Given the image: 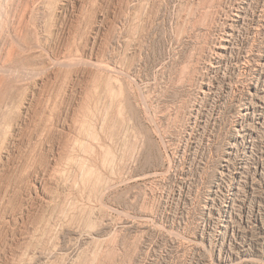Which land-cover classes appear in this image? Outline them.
<instances>
[{"label": "rangeland", "instance_id": "1", "mask_svg": "<svg viewBox=\"0 0 264 264\" xmlns=\"http://www.w3.org/2000/svg\"><path fill=\"white\" fill-rule=\"evenodd\" d=\"M12 1L0 264H264V0Z\"/></svg>", "mask_w": 264, "mask_h": 264}, {"label": "bare ground", "instance_id": "2", "mask_svg": "<svg viewBox=\"0 0 264 264\" xmlns=\"http://www.w3.org/2000/svg\"><path fill=\"white\" fill-rule=\"evenodd\" d=\"M14 1H15V0H14ZM14 1H12V2H14ZM7 2H8V1H7ZM2 4H3V2H2ZM6 4H7V3H5V5H6ZM12 4H13V3H12ZM30 4H31V3H30ZM195 4H196V3H195ZM19 5H20V4H19ZM27 6H29V5H27ZM2 7H3V6H2ZM7 7H8V6H7ZM16 7H17V6H16ZM11 8H12V7H11ZM22 8H23V7H22ZM29 8H30V7H29ZM6 9H7V8H6ZM31 9H32V8H31ZM11 10H12V9H11ZM203 10H204V9H203ZM2 11H3V10H2ZM2 11H1V12H2ZM13 11H14V10H13ZM13 11H12V12H13ZM21 11H22V10H21ZM24 11H25V10H24ZM6 12H7V11H6ZM14 12H15V11H14ZM14 12H13V13H14ZM22 12H23V11H22ZM203 12H204V11H203ZM8 13H9V12H8ZM15 14H16V13H15ZM15 14H14V15H15ZM17 14H18V13H17ZM23 14H24V13H23ZM200 14H201V13H200ZM10 15H11V14H10ZM19 15H20V14H19ZM27 15H28V14H27ZM10 17H11V16H10ZM17 17H18V16H17ZM28 17H29V16H28ZM2 18H3V17H2ZM11 18H12V17H11ZM20 19H21V18H20ZM23 19H24V17H23ZM30 19H31V18H30ZM3 20H4V19H3ZM3 20H2V21H3ZM15 20H16V19H15ZM17 20H18V19H17ZM204 20H205V19H204ZM2 21H1V22H2ZM4 21H5V20H4ZM8 21H9V19H8ZM8 21H7V22H8ZM10 21H11V20H10ZM26 21H27V20H26ZM196 21H197V20H196ZM3 25H4V24H3ZM3 25H2V26H3ZM8 25H9V24H8ZM23 25H24V24H23ZM5 26H6V25H5ZM10 26H11V25H10ZM46 27L48 28L49 26H46ZM1 28H2V27H1ZM1 28H0V30H1ZM49 28H50V27H49ZM2 29H3V28H2ZM5 29H6V28H5ZM7 29H8V28H7ZM12 29H13V28H12ZM17 30H18V29H17ZM47 30H48V29H47ZM2 31H3V30H2ZM6 31H7V30H6ZM6 33H7V32H6ZM9 33H10V32H9ZM0 34H1V33H0ZM2 37H3V36H2ZM8 37H9V35H8ZM10 37H11V36H10ZM23 37H24V36H23ZM26 38H27V37H26ZM1 39H2V38H1ZM23 39H24V38H23ZM4 40H5V39H4ZM24 40H25V39H24ZM3 42H4V41H3ZM9 42H10V41H9ZM0 43H1V42H0ZM11 43H12V42H11ZM41 43H42V42H41ZM1 44H2V43H1ZM12 44H13V43H12ZM30 44H31V43H30ZM5 45H6V44H5ZM12 46H13V45H12ZM19 46H20V45H19ZM41 46H42V45H41ZM29 47H30V46H29ZM37 47H38V46H37ZM0 48H1V47H0ZM9 48H10V47H9ZM33 48H34V47H33ZM3 49H4V48H3ZM25 49H26V48H25ZM71 49H72V48H71ZM12 50H13V49H12ZM22 50H23V48H22ZM51 50H52V49H51ZM56 50H57V49H56ZM8 51H9V49H8ZM6 52H7V51H6ZM13 52H14V50H13ZM74 52H75V51H74ZM0 53H1V52H0ZM7 53H8V52H7ZM9 53H11V52L9 51ZM40 53H41V52H40ZM55 53H56V52H55ZM66 54H67V53H66ZM81 55H82V54H81ZM69 56H71V55H69ZM8 57H9V56H8ZM77 57H78V55H77ZM77 57H76V58H77ZM72 58H73V56H72ZM82 58H83V57H82ZM66 59H69V58H66ZM51 60H52V59H51ZM57 60H58V59H57ZM76 60H77V59H76ZM87 60H88V59H87ZM49 61H50V60H49ZM58 61H59V60H58ZM62 61H63V60H62ZM62 61H60V63H61ZM71 61H73V60H71ZM74 61H75V60H74ZM53 62H54V61H53ZM55 62H56V60H55ZM65 62H66V61H65ZM65 62H64V63H65ZM76 62H77V61H76ZM78 62H79V60H78ZM86 62H87V61H86ZM86 62H84V63H86ZM69 63H70V62H69ZM69 63L67 64L68 66H69ZM79 63H80V62H79ZM82 63H83V62H82ZM72 64H73V63H72ZM74 64H75V63H74ZM74 64H73V65H74ZM80 64H81V63H80ZM90 64H91V63H90ZM51 65H52V64H51ZM56 65H57V64H56ZM76 65H77V64H76ZM70 66H71V65H70ZM51 67H52V66H51ZM1 68H2V67H1ZM1 68H0V69H1ZM47 68H49V67H47ZM108 68H109V67H108ZM63 69H64V68H63ZM90 69H91V68H90ZM110 69H111V68H110ZM18 70H19V69H18ZM111 70H113V69H111ZM5 71H6V70H5ZM41 71H42V70H41ZM88 71H89V70H88ZM15 72H16V71H15ZM21 72H23V71H21ZM21 72H20V73H21ZM100 72H101V71H100ZM117 72H119V71H117ZM11 73H12V72H11ZM20 73H19V74H20ZM109 73H110V72H109ZM119 73H121V72H119ZM2 74H3V73H2ZM5 74H6V73H5ZM5 74H4V75H5ZM13 74H14V73H13ZM23 74H24V73H23ZM95 74H96V73H95ZM102 74H103V73H102ZM7 75H8V74H7ZM11 75H12V74H11ZM24 75H25V74H24ZM29 75H30V74H29ZM97 75H98V74H97ZM22 76H23V75H22ZM108 76H109V75H108ZM112 76H113V74H112ZM116 76H117V75H116ZM24 77H25V76H24ZM30 77H31V76H30ZM30 77H29V79H30ZM100 77H101V76H100ZM13 79H14V78H13ZM22 79H23V78H22ZM112 79L115 80L114 78H112ZM6 80H7V79H6ZM4 81H5V80H4ZM105 81H106V80H105ZM108 81H109V80H108ZM0 82H1V81H0ZM112 82H113V81H112ZM112 82H111V83H112ZM5 83H6V82H5ZM117 83H118V81H117ZM8 84H9V83H8ZM106 84H107V83H106ZM108 84H109V83H108ZM4 86H5V85H4ZM102 86H103V85H102ZM111 86H112V85H111ZM111 86H110V87H111ZM6 87H7V86H6ZM108 87H109V86H108ZM2 88H3V87H2ZM115 88H116V87H115ZM3 89H4V88H3ZM102 89H103V88H102ZM112 89H113V88H112ZM0 90H1V88H0ZM110 90H111V89H110ZM115 90H116V89H115ZM111 93H112V92H111ZM117 93H118V92H117ZM21 95H23V93H22ZM57 96H58V95H57ZM111 96H112V94H111ZM115 96H116V94H115ZM109 97H110V96H109ZM106 98H107V97H106ZM4 99H5V98H4ZM21 99H22V97H21ZM48 99H49V98H48ZM2 100H3V99H2ZM46 100H47V99H46ZM108 100H109V99H108ZM110 100H111V99H110ZM49 101H50V100H49ZM111 102H112V100H111ZM111 102H110V103H111ZM1 103H2V102H1ZM106 103H107V102H106ZM3 104H4V103H3ZM19 104H20V103H19ZM123 104H124V103H123ZM0 106H1V105H0ZM21 106H22V105H21ZM56 106H57V105H56ZM107 106H108V105H107ZM120 106H121V105H120ZM12 107H16V106H12ZM122 107H123V106H122ZM109 108H110V107H109ZM1 109H2V107H1ZM107 109H108V108H107ZM3 110H4V109H3ZM54 110H55V109H54ZM105 110H106V109H105ZM112 110H113V109H112ZM118 111H119V110H118ZM1 113H2V112H1ZM119 113H120V112H119ZM45 114H46V113H45ZM102 114H103V113H102ZM106 114H107V113H106ZM121 114H122V113H121ZM45 116H46V115H45ZM49 116H50V114H49ZM102 116H103V115H102ZM104 116H105V115H104ZM84 117H85V116H84ZM115 117H117V116H115ZM120 117H121V116H120ZM44 118H45V117H44ZM6 119H7V118H6ZM118 119H119V118H118ZM122 119H123V118H122ZM0 121H1V120H0ZM6 121H7V120H6ZM47 121H48V120H47ZM119 121H120V120H119ZM1 122H2V121H1ZM113 122H114V121H113ZM47 123H48V122H47ZM114 123H115V122H114ZM90 124H91V123H90ZM83 125H84V124H83ZM100 125H101V124H100ZM20 126H21V125H20ZM93 126H94V125H93ZM104 126H105V125H104ZM2 127H3V126H2ZM5 127H6V126H5ZM7 127H8V126H7ZM45 127H46V126H45ZM80 127H82V125H81ZM83 127H84V126H83ZM59 128H60V127H59ZM77 128H78V127H77ZM84 129H85V128H84ZM90 129H91V128H90ZM0 130H1V129H0ZM2 130H3V129H2ZM48 130H49V129H48ZM48 130H47V131H48ZM73 131H74V130H73ZM42 132H43V131H42ZM42 132H41V133H42ZM81 132H82V131H81ZM87 132H88V131H87ZM13 133H14V132H13ZM83 133H84V132H83ZM4 134H5V133H4ZM92 135H94V134H92ZM69 136H70V135H69ZM72 137H73V136H72ZM95 138H96V137H95ZM96 139H97V138H96ZM44 140H45V139H44ZM97 140H98V139H97ZM74 141H77V140H74ZM98 141H99V140H98ZM95 142H96V141H95ZM36 143H37V142H36ZM77 143L79 144V142H77ZM97 143H98V142H97ZM34 144H35V143H34ZM74 144H75V143H74ZM81 144H82V143H81ZM79 145H80V144H79ZM99 145H100V144H99ZM65 146H66V145H65ZM102 146H103V145H102ZM0 147H1V146H0ZM91 147H92V146H91ZM104 147H105V146H104ZM34 148H35V147H34ZM69 148H70V147H69ZM71 148H72V147H71ZM93 148H94V147H93ZM86 149H87V148H86ZM103 149H104V148H103ZM67 151H68V149H67ZM85 151H86V150H85ZM87 151H88V150H87ZM88 153H89V152H88ZM73 154H74V153H73ZM4 155H5V154H4ZM68 155H69V154H68ZM69 156H70V155H69ZM68 158H69V157H68ZM69 159H70V158H69ZM83 160H84V159H83ZM83 160H82V161H83ZM72 161H73V160H72ZM88 161H89V160H88ZM79 162H81V161H79ZM79 162H78V163H79ZM85 162H86V159H85ZM69 163H70V162H69ZM83 163H84V162H83ZM89 163H90V161H89ZM70 164H71V163H70ZM71 165H72V164H71ZM86 165H87V164H86ZM82 166H83V165H82ZM82 166H81V167H82ZM91 166H92V165H91ZM29 167H30V166H29ZM92 167H94V166H92ZM82 168H84V167H82ZM22 169H23V168H22ZM66 169H67V168H66ZM68 169H69V168H68ZM68 169H67V170H68ZM71 169H72V168H71ZM84 169H85V168H84ZM91 169H92V168H91ZM69 170H70V169H69ZM78 170H79V169H78ZM94 170H95V168H94ZM71 171H72V170H71ZM84 171H85V170H84ZM86 171H87V170H86ZM90 171H91V170H90V168H89V173H90ZM97 171H98V170H97ZM97 171H96V172H97ZM64 173H65V172H64ZM86 173H87V172H86ZM97 173H98V172H97ZM100 173H101V172H100ZM62 174H63V173H62ZM75 174H76V173H75ZM80 174H81V173H80ZM63 175H64V174H63ZM82 175H83V174H82ZM93 175H94V174H93ZM93 175H92V176H93ZM96 175H97V174H96ZM64 176H65V175H64ZM71 176H72V175H71ZM98 176H99V174H98ZM95 177H96V176H95ZM67 178H68V177H67ZM81 178H83V177H81ZM69 179H70V178H69ZM79 179H80V178H79ZM90 179H92V178L89 177V180H90ZM93 179H94V178H93ZM94 180H95V179H94ZM71 181H72V180H71ZM75 181H76V180H75ZM87 181H88V180H87ZM99 181H100V180H99ZM19 183H20V182H19ZM81 183H82V182H81ZM93 183H95V182H93ZM26 184H27V183H26ZM86 184H87V183H86ZM29 185H30V184H29ZM31 185H32V184H31ZM76 185H77V184H76ZM97 185H98V184H97ZM68 186H69V185H68ZM78 186H79V185H78ZM89 186H90V184H89ZM27 189H28V188H27ZM37 191H38V190H37ZM94 191H95V190H94ZM27 192H28V191H27ZM89 193H90V192H89ZM53 196H54V195H53ZM87 196H88V195H87ZM54 198H55V197H54ZM43 199H44V198H43ZM52 203H53V201H52ZM70 204H71V203H70ZM61 206H62V205H61ZM64 207H65V206H64ZM73 208H74V207H73ZM64 210H65V209H64ZM78 210H79V209H78ZM68 212H69V211H68ZM81 212H82V211H80V213H81ZM90 212H91V211H90ZM61 215H62V214H61ZM87 216H88V215H87ZM63 217H64V216H63ZM44 221H46V220H44ZM47 221H48V220H47ZM60 222H61V221H60ZM45 225H46V224H45ZM60 225H61V224H60ZM58 226H59V224H58ZM53 227H54V226H53ZM55 227H56V226H55ZM55 227H54V228H55ZM50 229H51V228H50ZM56 229H57V228H56ZM39 231H40V230H39ZM45 231H46V230H45ZM47 232H48V231H47ZM46 235H47V234H46ZM50 235H51V234H50ZM48 237H49V236H48ZM37 238H38V237H37ZM41 241H42V240H41ZM48 243H49V242H48Z\"/></svg>", "mask_w": 264, "mask_h": 264}]
</instances>
